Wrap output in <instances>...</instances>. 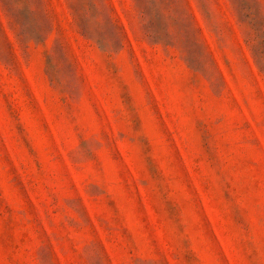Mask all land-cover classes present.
<instances>
[{"label": "rangeland", "instance_id": "1", "mask_svg": "<svg viewBox=\"0 0 264 264\" xmlns=\"http://www.w3.org/2000/svg\"><path fill=\"white\" fill-rule=\"evenodd\" d=\"M0 264H264V0H0Z\"/></svg>", "mask_w": 264, "mask_h": 264}]
</instances>
